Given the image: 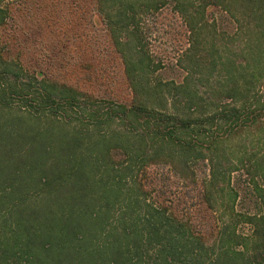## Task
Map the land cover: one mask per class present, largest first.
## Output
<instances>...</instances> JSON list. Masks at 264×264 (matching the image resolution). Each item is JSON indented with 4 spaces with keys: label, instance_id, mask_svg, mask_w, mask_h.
<instances>
[{
    "label": "trees",
    "instance_id": "16d2710c",
    "mask_svg": "<svg viewBox=\"0 0 264 264\" xmlns=\"http://www.w3.org/2000/svg\"><path fill=\"white\" fill-rule=\"evenodd\" d=\"M4 1L0 41L1 27L25 18L50 33H40L51 37L46 50L80 40L87 0ZM91 1L114 45L125 46L122 32L133 36L135 59L117 49L126 97L95 96L42 60L0 51V264H264V0ZM166 7L186 34L185 73L150 81L160 63L145 19ZM216 12L245 35L250 56L243 65L225 55L224 80L203 95L197 73L217 65L203 57L207 44L216 50L203 41ZM23 35L3 38L25 48ZM254 125L248 145H227ZM247 189L261 207L242 205Z\"/></svg>",
    "mask_w": 264,
    "mask_h": 264
},
{
    "label": "rangeland",
    "instance_id": "374dc122",
    "mask_svg": "<svg viewBox=\"0 0 264 264\" xmlns=\"http://www.w3.org/2000/svg\"><path fill=\"white\" fill-rule=\"evenodd\" d=\"M7 3L8 1L6 0L2 2V5H7ZM81 4L86 8L85 11L87 14H85L86 18L81 20V25L78 28L79 33L82 34L77 36L80 37L78 42L72 43V37L69 39L71 41H69L68 46H61L63 47L61 49L55 47L51 50H46V46L49 45V43L52 45L51 37L49 38L47 35H40V33H50L35 26V24H32L35 23L33 20L25 18L21 19L22 23L18 26L14 24L15 27H13L8 24V26L5 25L4 27H1V33L3 32L4 36L2 35L0 41V51L3 47L4 50L1 52L4 55H12L16 58L14 59L15 61H18L17 59L19 56L20 60L24 61L25 64H27V59H30L32 63L34 61L39 62L42 60L45 64H49V66H51L50 68L54 70V73L57 77H59V79L79 83L84 87L90 86V89H95L93 90L96 92L95 96H101L103 95V92H105L109 95L110 93H115L116 95H121L120 97H126L129 89L126 83V77H124L123 60L120 53L117 51V49H120L122 45H114V42L109 35L108 20L107 18L105 19L104 15L97 10V7L93 4V2L91 0H87L86 3ZM56 5L59 4L57 3ZM235 11H237L239 15L243 11H246V9L240 4H237ZM215 15L216 31L212 29L213 22H211L209 24L210 26L204 31L203 41L213 40L216 43V45L213 46L216 47V50L212 48V44H207L206 50L204 51L207 56L203 54V57L206 61H215L217 65L215 67L206 65L201 72L197 73V75H200V89L203 92V95H207L208 89L211 85H215L221 80H224V67L227 66V64H221V60H225V55H229L230 59L235 62L242 60L243 65L247 64L246 58L250 56V52H248V54H246V52H241V49H243L242 39L245 35L240 37L233 34L232 26L229 23V17L227 14L216 12ZM210 21H212V19ZM145 22L147 24V48L155 61L154 63H160V67L155 71H152L151 69L153 67H150V70H147L146 77L150 81H156L158 79H161L162 81L181 80L185 72L181 68L179 55L186 47V34L182 27V22L172 16L167 7L162 8V10L156 14L149 15L145 19ZM53 30L55 33L62 34V30L64 29L59 30L57 28ZM19 32H23V38H28L27 41L29 44H27L25 48H23L22 45L11 47L9 42L5 43L7 39L3 37L7 36L8 39L11 40L12 38L10 37L18 35ZM245 32H247V30L243 31L241 34H244ZM4 33H6V35ZM39 35L42 37L41 39H39ZM120 39L122 42L126 43L122 49H134L135 43L131 34L122 32ZM221 43H225L227 49H223ZM61 44L63 45V43ZM77 46L79 48L81 46L88 47V50L87 52L86 50H83V54ZM263 48L261 47V49ZM131 51L132 50H130V52ZM15 53H18V56ZM132 53L134 52L132 51L131 54ZM10 57L11 56H9V58ZM132 57L135 59L137 55L132 54L131 58ZM184 61L185 60H182V63H184ZM12 98V113H21L17 110L19 109L18 97ZM100 101H103V97L100 98ZM4 116L6 117L7 115L5 114ZM255 128L256 125L249 128L244 127L236 136L229 138L227 145L235 147V149L245 143L248 145L249 141L245 142V140L252 137V132L255 131ZM200 175L202 177V174ZM132 186L134 189V183H126L125 188L129 189ZM243 195L245 196L244 203H242L243 206L261 207V204H255L250 201L252 199V195L248 189L243 193ZM195 199L196 198L191 200ZM117 207H119V205ZM182 208L184 210V207H178V209ZM242 230L245 233L250 232L249 226L247 225H243Z\"/></svg>",
    "mask_w": 264,
    "mask_h": 264
}]
</instances>
